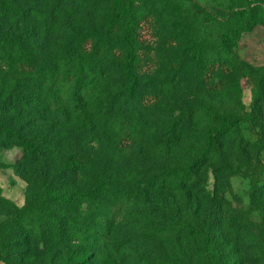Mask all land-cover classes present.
Masks as SVG:
<instances>
[{
    "label": "trees",
    "instance_id": "trees-1",
    "mask_svg": "<svg viewBox=\"0 0 264 264\" xmlns=\"http://www.w3.org/2000/svg\"><path fill=\"white\" fill-rule=\"evenodd\" d=\"M104 1L106 30L78 13L85 0H0V148L22 149L13 170L25 182L20 209L0 195V262L219 264L223 203L193 178L219 150L250 139L238 136V116L208 103L193 117L158 90L142 105L152 60L139 56V31L175 32L161 25L160 7L138 15L135 3ZM243 15L232 8L218 19ZM169 37L194 52L202 92H237L234 56L210 61L202 40Z\"/></svg>",
    "mask_w": 264,
    "mask_h": 264
},
{
    "label": "rangeland",
    "instance_id": "rangeland-1",
    "mask_svg": "<svg viewBox=\"0 0 264 264\" xmlns=\"http://www.w3.org/2000/svg\"><path fill=\"white\" fill-rule=\"evenodd\" d=\"M85 1L78 13L87 9L88 22L106 30L112 13L109 6L104 0ZM114 1L135 3L138 15L160 7L161 25L175 32L155 38V32L152 35L145 25L139 31V56L149 55L152 60L150 68L141 73L142 105H149L157 91L162 90L166 100L181 113L198 116L201 104L208 103L219 116L239 117L236 132L248 137L250 143L236 142L219 150L209 166L198 170L193 179L201 190L223 203L218 216L221 221L218 240L214 244L221 256L219 264H264V0ZM232 8L244 15L230 23L218 19ZM181 35L190 41L202 40L210 61L220 52L236 58L241 76L236 93L211 97V93L202 92L193 73L194 52L169 37ZM198 120L201 130L204 120ZM212 121L210 125L215 127L217 122ZM197 139L195 136L193 142L200 143ZM187 149L182 144L180 154L188 152ZM22 154L21 148H0V195L18 209L25 203V182L15 174L13 166ZM197 201L200 205L194 203L193 209L197 218L203 220L201 210L205 204L200 197ZM214 218L210 215V221ZM3 222L0 215V225ZM238 223H242L244 235L237 238ZM115 264L126 262L118 257Z\"/></svg>",
    "mask_w": 264,
    "mask_h": 264
}]
</instances>
